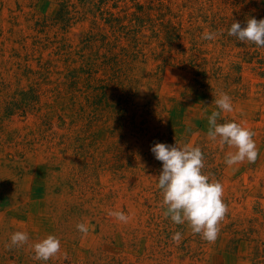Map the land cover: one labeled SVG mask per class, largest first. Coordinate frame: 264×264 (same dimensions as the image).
<instances>
[{"label": "rangeland", "instance_id": "obj_1", "mask_svg": "<svg viewBox=\"0 0 264 264\" xmlns=\"http://www.w3.org/2000/svg\"><path fill=\"white\" fill-rule=\"evenodd\" d=\"M253 17L264 0H0V264H264V49L228 35ZM221 93L255 163L207 137ZM157 142L200 146L223 184L214 243L164 217ZM49 234L60 253L34 260Z\"/></svg>", "mask_w": 264, "mask_h": 264}, {"label": "clouds", "instance_id": "obj_2", "mask_svg": "<svg viewBox=\"0 0 264 264\" xmlns=\"http://www.w3.org/2000/svg\"><path fill=\"white\" fill-rule=\"evenodd\" d=\"M229 36L236 37L240 42L255 44L264 49V19L249 18L244 27L239 22H232L228 30ZM217 32L205 31L203 40H215ZM219 110L212 111L207 117V137L210 141L217 142L221 147L227 145L234 151L225 155L224 163L228 167L241 164L245 161L255 163L259 149L254 139L256 133L245 126L243 122L226 121L218 123L222 113L233 112L232 98L227 93H221L215 99ZM155 159L162 162V170L157 179V187L163 196L162 204L166 208L164 217L170 218L176 225L188 224L194 234L209 243H214L220 232V223L228 214L229 208L224 201L223 184L212 178L211 173H205V155L200 146L175 143H155L151 147ZM118 221L127 223L129 215L124 211L109 213ZM77 230L87 235L89 226L86 223H78ZM183 239L180 231L173 233L171 240L179 244ZM29 235L26 231H16L10 237V244L6 247L20 248L28 244ZM35 255L34 260L47 262L55 258L61 251V241L55 235H47L46 238L31 245Z\"/></svg>", "mask_w": 264, "mask_h": 264}]
</instances>
